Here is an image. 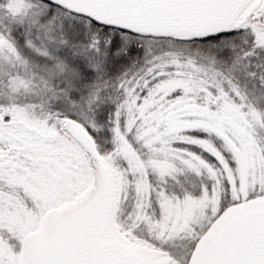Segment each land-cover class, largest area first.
<instances>
[{
  "label": "snow or ice",
  "instance_id": "obj_1",
  "mask_svg": "<svg viewBox=\"0 0 264 264\" xmlns=\"http://www.w3.org/2000/svg\"><path fill=\"white\" fill-rule=\"evenodd\" d=\"M0 264H264V0H0Z\"/></svg>",
  "mask_w": 264,
  "mask_h": 264
}]
</instances>
